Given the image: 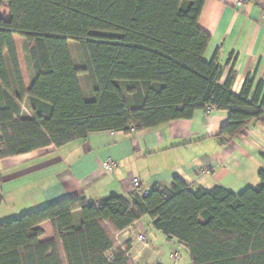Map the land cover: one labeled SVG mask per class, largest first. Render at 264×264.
Here are the masks:
<instances>
[{
    "label": "trees",
    "instance_id": "obj_1",
    "mask_svg": "<svg viewBox=\"0 0 264 264\" xmlns=\"http://www.w3.org/2000/svg\"><path fill=\"white\" fill-rule=\"evenodd\" d=\"M205 1L0 0V161L95 132L155 128L209 108L229 112L218 135L223 146L252 122L264 126L262 84L249 99L247 78L237 95L232 75L219 84L217 56L203 59L211 40L198 25ZM15 36L30 44L28 91ZM70 42L83 52L81 69ZM80 74L89 78V100ZM259 178L239 195L223 187L193 190L175 178L168 188L97 205L65 198L0 223V264H134L131 242L118 247L116 234L145 216L188 250L190 264H264V168ZM44 222L53 229L48 240L38 228Z\"/></svg>",
    "mask_w": 264,
    "mask_h": 264
},
{
    "label": "crops",
    "instance_id": "obj_2",
    "mask_svg": "<svg viewBox=\"0 0 264 264\" xmlns=\"http://www.w3.org/2000/svg\"><path fill=\"white\" fill-rule=\"evenodd\" d=\"M198 25L211 37L203 59L209 62L217 56L223 68L219 84L225 85L232 75L231 91L239 95L248 78L246 90L252 99L261 83L258 100L261 104L264 0L246 1L242 6L237 5V0H206ZM18 58L28 91L31 80L25 78L19 53ZM228 123V111L209 108L197 110L190 119L173 120L155 128L130 134L95 132L61 147L51 145L3 159L0 161V173L6 174L3 180L16 182V186L6 190L2 202L19 203L20 210L14 215L20 216L65 198L82 197L97 205L107 197H130L134 192L133 178L139 179V191L145 193L154 186L168 188L175 178H180L193 190L223 187L239 195L260 184L264 126L252 122L240 136L223 146L218 135ZM107 160H114L117 167L107 170L103 165ZM73 216L79 225L81 213L76 211ZM153 222L145 216L116 235L119 247L131 242L129 256L137 264L169 262L160 259L153 247L155 240L167 239L153 228ZM38 228L44 232L43 240L53 237L50 222ZM141 235L150 242V247L140 241ZM170 242L183 247L176 239Z\"/></svg>",
    "mask_w": 264,
    "mask_h": 264
},
{
    "label": "rangeland",
    "instance_id": "obj_3",
    "mask_svg": "<svg viewBox=\"0 0 264 264\" xmlns=\"http://www.w3.org/2000/svg\"><path fill=\"white\" fill-rule=\"evenodd\" d=\"M16 41V48L18 50V53L20 54L21 61L24 67V73H25V78L28 79L30 78V71L29 67L27 65L26 61V50L30 47V44L23 38L16 36L15 37ZM70 49L72 53V57L74 60V63L78 69H81L84 63V57H83V52L79 46L78 43L76 42H70ZM80 79V84L82 88V92L84 94L85 99L89 100L91 98L90 94V81L87 75L85 74H80L79 76ZM24 115L26 117H31V111L29 109L28 103L24 102ZM2 170L1 164H0V171ZM6 174H1L0 173V223L5 222L8 220H11L13 218H17L20 215H14L17 214L16 212H19L20 209H18V204L17 202H14L13 205L8 204L6 200L2 202V197L3 195H6V190L8 191L10 188H14L16 186V182H4V177ZM3 180V182H2ZM2 184V185H1ZM4 190V191H3ZM7 204V205H6ZM9 213V214H8ZM12 214V215H11ZM117 235V234H116ZM117 240V239H116ZM153 247L156 248V251L158 253V257L162 259L163 261H169L167 264H190V256L188 253V250L186 248H183L179 246L178 244L174 242H170L167 239L161 238L159 240H155L153 243ZM118 246V242H117ZM119 247V246H118ZM118 251V248H114L111 252H109V258H112L114 255H116ZM170 253H178L180 255V258L178 261H174L170 258ZM134 264H137L133 261Z\"/></svg>",
    "mask_w": 264,
    "mask_h": 264
},
{
    "label": "built area",
    "instance_id": "obj_4",
    "mask_svg": "<svg viewBox=\"0 0 264 264\" xmlns=\"http://www.w3.org/2000/svg\"><path fill=\"white\" fill-rule=\"evenodd\" d=\"M245 3V0H237V5L238 6H242ZM135 130L132 128V132H134ZM109 133L111 135H115L117 132L116 131H109ZM104 167L109 170L112 171L117 167V163L114 160H107L103 163ZM209 169H207L208 171ZM132 186L134 191L139 190L140 188V181L138 178H133L132 179ZM146 194V193H145ZM140 241L143 242L145 247H150V242L148 240L145 239V237L143 235H141L140 237ZM170 258L172 260H174L175 262L179 260L180 255L178 253H174L170 255Z\"/></svg>",
    "mask_w": 264,
    "mask_h": 264
}]
</instances>
